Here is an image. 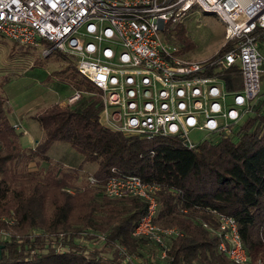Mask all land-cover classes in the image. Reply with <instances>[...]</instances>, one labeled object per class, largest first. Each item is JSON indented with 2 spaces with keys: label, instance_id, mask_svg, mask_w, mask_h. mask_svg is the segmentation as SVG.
Here are the masks:
<instances>
[{
  "label": "trees",
  "instance_id": "obj_1",
  "mask_svg": "<svg viewBox=\"0 0 264 264\" xmlns=\"http://www.w3.org/2000/svg\"><path fill=\"white\" fill-rule=\"evenodd\" d=\"M54 52L66 61L64 78L83 94L37 115L42 136L31 148L21 145L23 131L8 118L2 87L9 78L0 80V264H131L125 255L147 264L149 247L158 257L160 248L132 235L146 203L104 194L112 168L159 186L153 223L178 230L166 243L163 264H232L217 249L219 215L235 220L249 259L264 247V92L237 124L189 149L177 137L146 139L101 125L98 91L72 57L49 55ZM221 77L228 91L242 87L236 67ZM56 142L69 143L81 162L52 160L48 150ZM88 163L96 164L91 175L84 170Z\"/></svg>",
  "mask_w": 264,
  "mask_h": 264
},
{
  "label": "built area",
  "instance_id": "obj_2",
  "mask_svg": "<svg viewBox=\"0 0 264 264\" xmlns=\"http://www.w3.org/2000/svg\"><path fill=\"white\" fill-rule=\"evenodd\" d=\"M193 7L215 15L224 27L227 49L205 61L182 59L160 36ZM0 37L28 47L44 40L51 47L42 49L43 56L59 51L72 57L99 93L101 125L146 139L177 137L189 149L237 124L264 80V0H0ZM231 67L242 77L234 91L225 89L221 77ZM82 94L75 88L65 104ZM89 181L95 183L93 177ZM158 189L114 168L104 184L110 199L133 196L146 203L132 235L160 248L163 260L178 230L153 223ZM213 232L218 251L232 264H249L232 217L219 215ZM125 260L143 264L128 255Z\"/></svg>",
  "mask_w": 264,
  "mask_h": 264
},
{
  "label": "rangeland",
  "instance_id": "obj_3",
  "mask_svg": "<svg viewBox=\"0 0 264 264\" xmlns=\"http://www.w3.org/2000/svg\"><path fill=\"white\" fill-rule=\"evenodd\" d=\"M223 33L224 27L215 15L193 7L181 16L178 23L168 24L160 36L164 43L174 45L182 52L179 55L182 59L205 61L219 55L217 52L223 44ZM44 47L43 43L28 47L0 37V80L3 77L9 78L2 88L7 105L13 109L11 119L16 114L33 112L58 102L63 105L74 91V86L60 72L66 61L56 58L55 52L43 56L41 51ZM260 92H264V80ZM21 122L29 135L22 134L20 141L22 137H39L36 124L25 122L24 119ZM195 136L196 134H191L192 139ZM48 155L63 166H75L82 160L67 142L54 143L48 150ZM84 166V170L90 175L96 168L95 163ZM251 256L249 264H257L258 261L264 264V247ZM144 260L147 264H163V260L155 256L150 247L145 248Z\"/></svg>",
  "mask_w": 264,
  "mask_h": 264
},
{
  "label": "crops",
  "instance_id": "obj_4",
  "mask_svg": "<svg viewBox=\"0 0 264 264\" xmlns=\"http://www.w3.org/2000/svg\"><path fill=\"white\" fill-rule=\"evenodd\" d=\"M3 38V37H2ZM11 41V40H10ZM13 42V41H12ZM15 43V42H14ZM261 50L262 52H264V45L261 46ZM75 89V88H74ZM68 98V97H67ZM66 102V101H65ZM64 102V104H65ZM58 104L62 105L61 102H58ZM63 104V105H64ZM6 107L8 108L9 110V113H8V118H9V121L10 123L12 124H18L19 125V129L23 131V134L24 136L25 135H29L28 134V131L25 130L23 128V124H22V120L24 119L25 122H32L34 124H36L37 128H38V131H39V137L38 138H35L33 136H29V138H23L21 139L20 143L21 145L24 147V148H31L34 146V144L36 143V141L42 136V132H41V128H40V125L38 123V121L36 120V117L37 115L42 112L45 108L43 109H36V111L34 110L33 112H27L25 114H16V116H14V119L12 118L11 119V115L13 116V109L11 108V106L7 105V101H6ZM30 167L33 169L35 168V164L32 162L30 164Z\"/></svg>",
  "mask_w": 264,
  "mask_h": 264
},
{
  "label": "water",
  "instance_id": "obj_5",
  "mask_svg": "<svg viewBox=\"0 0 264 264\" xmlns=\"http://www.w3.org/2000/svg\"><path fill=\"white\" fill-rule=\"evenodd\" d=\"M4 245L0 243V254H1V250L3 249Z\"/></svg>",
  "mask_w": 264,
  "mask_h": 264
}]
</instances>
